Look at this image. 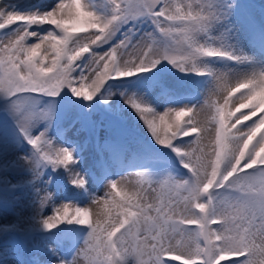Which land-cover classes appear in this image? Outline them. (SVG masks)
<instances>
[{
    "label": "snow or ice",
    "instance_id": "snow-or-ice-1",
    "mask_svg": "<svg viewBox=\"0 0 264 264\" xmlns=\"http://www.w3.org/2000/svg\"><path fill=\"white\" fill-rule=\"evenodd\" d=\"M235 7V0H56L45 11L20 12L0 0V112L29 146L15 163L32 174L30 184L48 168L62 169L67 183L86 190L77 149L49 135L55 98L79 118L81 101L111 99L103 95L109 81L149 79L170 66L207 83L202 101L163 111L146 92H120L185 175L141 167L136 174L146 179L134 191L111 179L110 191L90 198L102 209L95 218L89 207L56 204L46 186L36 189L45 232L88 230L83 246L58 264H264V53L246 50L253 31L264 35V21L247 20L242 39L229 19ZM47 206L51 214L41 215Z\"/></svg>",
    "mask_w": 264,
    "mask_h": 264
},
{
    "label": "rangeland",
    "instance_id": "rangeland-1",
    "mask_svg": "<svg viewBox=\"0 0 264 264\" xmlns=\"http://www.w3.org/2000/svg\"><path fill=\"white\" fill-rule=\"evenodd\" d=\"M55 2L56 0H4L5 4L20 12L45 11ZM235 5V9L252 13L258 22L264 21V0H235ZM235 9L229 19L233 25L241 26L243 39L249 34L246 19L242 13L236 12ZM246 50L251 55L258 53L260 56L261 53H264V35L260 37L251 35ZM170 69L172 68L169 67V71L163 73L150 74L149 79L131 78L126 81H109L103 95L107 96L110 92L112 93L111 99L105 102L100 95L95 99L105 111L125 118L129 121V127L132 125L135 133L131 138L124 135L127 139L121 144L116 142L110 144L103 140L105 133L110 131L108 125L113 123L107 121L108 117L104 116L105 114L97 108H91L90 102H80L83 106L80 112L90 119L85 121L86 130H84L81 117L77 118L75 111L69 112L66 109V103L61 101L60 97H58L59 100L51 101L54 104L55 115L49 135L56 142L77 149L78 167L84 172L87 179L86 190L77 189L67 183L66 175L62 169L53 173L51 168H48L40 181L30 184L29 181L33 179L32 174L15 163V158L22 157L29 152V146L24 143L26 145L19 147L20 142L16 138L14 122L6 114L10 118V122L2 125L0 121V264H58L61 258L70 260L76 249L83 246V237L88 231L86 227L61 225L53 233L45 232L39 227L38 219L35 217L37 188L42 189L46 186L47 190L53 193V200L56 204L73 201L80 206L89 207L93 212V218H95V214L102 209L92 204L90 198L103 197L105 191H110L106 187L109 180L117 181L118 190L126 185L128 191H134L141 181L146 179L137 176L139 168H147L154 174L170 171L166 167L153 168L137 164L141 155H156L161 151L170 155L173 152L161 148L154 142L143 123L124 104L120 96V92L125 90L146 92L152 103L161 111L164 107L176 102L195 104L197 101L203 100V96L207 95L204 92L207 87L204 78L185 77L174 69H172L174 73L171 72ZM161 83L175 92L174 98L170 99L162 94L159 87ZM192 90H194V94L191 92ZM181 94L184 96L180 97ZM40 103L47 104L49 102L45 103L44 100H41ZM3 104L4 101L0 99V107ZM200 119L206 122L207 112L201 113ZM130 120L132 124H130ZM117 138L121 139L122 135L118 134ZM165 153H162L161 156L168 157ZM9 157L12 158V162L6 163ZM175 162L180 165L178 159ZM172 173L176 176H183L186 174V170ZM55 177L58 179V185L56 181L50 180ZM144 186L147 187V184ZM148 194L150 199H154L156 196V193L150 190ZM51 211L52 207L47 206L42 210L41 215H49ZM39 231L45 234L40 237ZM58 239L64 244L61 245ZM15 254L17 256H14ZM81 264H83V260H81ZM173 264H179V262H173Z\"/></svg>",
    "mask_w": 264,
    "mask_h": 264
},
{
    "label": "bare ground",
    "instance_id": "bare-ground-1",
    "mask_svg": "<svg viewBox=\"0 0 264 264\" xmlns=\"http://www.w3.org/2000/svg\"><path fill=\"white\" fill-rule=\"evenodd\" d=\"M256 56H259V54L257 53V55ZM126 175V174H125ZM124 176V175H123Z\"/></svg>",
    "mask_w": 264,
    "mask_h": 264
}]
</instances>
